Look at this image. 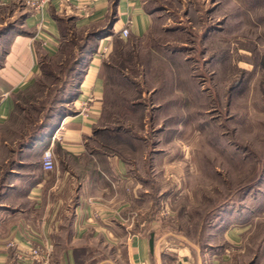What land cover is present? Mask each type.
Here are the masks:
<instances>
[{
	"label": "rangeland",
	"instance_id": "1",
	"mask_svg": "<svg viewBox=\"0 0 264 264\" xmlns=\"http://www.w3.org/2000/svg\"><path fill=\"white\" fill-rule=\"evenodd\" d=\"M143 1L155 15L148 36L115 40L101 71V127L121 129L107 150L123 153L142 185L123 223L152 235L162 264H264V0ZM27 8L0 5V54ZM62 34L38 85L16 96L22 114L0 126V181L24 119L83 76L88 32L67 21ZM240 213L249 225L235 245L225 233ZM109 262L128 264L125 249L77 251V264Z\"/></svg>",
	"mask_w": 264,
	"mask_h": 264
},
{
	"label": "crops",
	"instance_id": "2",
	"mask_svg": "<svg viewBox=\"0 0 264 264\" xmlns=\"http://www.w3.org/2000/svg\"><path fill=\"white\" fill-rule=\"evenodd\" d=\"M154 16L143 0H95L88 15L76 2L54 0L42 13L27 8L19 28L3 40L0 126L9 122L14 95L27 90L41 75V61L58 55L61 24L73 22L88 32L104 29L111 22L109 32L97 41L96 51L84 61L71 109L40 141L16 153L14 165L0 181V264H19L15 247L22 251L52 247L50 264H77V251L96 242L117 253L125 249L128 264H162L152 235L135 234L123 223L138 207L142 185L131 174L123 153L107 150V139H117L121 129L101 127L106 87L101 75L103 60L97 56L103 45L110 46L117 39L146 38ZM125 27L130 31L126 39L121 38ZM49 147L56 168L45 172L41 157ZM34 155L38 161L28 163ZM241 217L242 213L239 223L230 224L225 233L226 240L235 245L248 230L249 219Z\"/></svg>",
	"mask_w": 264,
	"mask_h": 264
},
{
	"label": "trees",
	"instance_id": "3",
	"mask_svg": "<svg viewBox=\"0 0 264 264\" xmlns=\"http://www.w3.org/2000/svg\"><path fill=\"white\" fill-rule=\"evenodd\" d=\"M110 23H108L104 29L95 30V31H88L87 43H86L83 51L81 50V52H80V62L81 63L82 62L84 63L86 57L91 55L92 53H94L96 51L97 41L109 32L108 30H109V26L111 25ZM61 28H62V26H61ZM60 49H59L58 55L55 56L54 58H56L60 55ZM103 66H104V62H103ZM103 66H102V68H103ZM81 80H82V78H81ZM81 80H80V82H81ZM37 85H38V80H35V82L31 85V87H29L27 90H25V92H28L29 90L32 91L33 88H35ZM78 85L76 87H74V89L70 88L69 90H67L65 92V94L64 93L62 94L61 97L55 96L52 101H48V102H51V104L49 103L47 106L43 105L42 107H39V109H33V113L36 114V116L38 115V117L33 119L29 115L28 117H26L24 119V122H27V124L22 123L21 135L19 137V142L17 143L18 144L17 145L18 146V152L17 153H19V151H21L23 149H26V148L33 146L35 143L40 141L47 134V132L50 129L53 128L55 123L58 121L59 117L64 115V113L67 111L66 108L64 107L65 104L66 103H72L73 100L76 98ZM22 93H24V91H22L20 94H22ZM18 94L14 95L15 106L13 109V113L9 119V122H11L13 120H17V117H16L17 114H19V115L22 114L21 109L18 106V100L16 98V96ZM48 111L50 113L47 115ZM5 144H7L6 140H5Z\"/></svg>",
	"mask_w": 264,
	"mask_h": 264
},
{
	"label": "built area",
	"instance_id": "4",
	"mask_svg": "<svg viewBox=\"0 0 264 264\" xmlns=\"http://www.w3.org/2000/svg\"><path fill=\"white\" fill-rule=\"evenodd\" d=\"M23 2L29 8L37 13H42L44 8L49 5L54 0H17ZM60 2L72 4L76 2L77 7L85 14L88 15L91 6L95 0H59ZM4 1H0V5H5ZM130 34L129 28L125 27L121 31V38H128ZM109 53L108 45H103L98 51L97 56L101 60H105ZM86 109V108H85ZM42 169L45 172H52L56 168V159L52 148H47L43 151L41 157ZM10 247H15L14 243L9 244ZM16 261L21 264L26 261L32 262L34 264H50L53 248H30L28 251H22L18 247L16 248Z\"/></svg>",
	"mask_w": 264,
	"mask_h": 264
}]
</instances>
